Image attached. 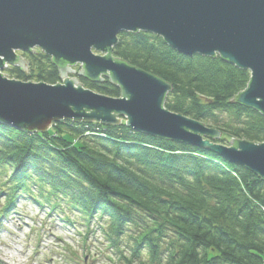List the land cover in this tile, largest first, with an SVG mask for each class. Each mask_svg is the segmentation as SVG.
<instances>
[{
    "label": "trees",
    "instance_id": "16d2710c",
    "mask_svg": "<svg viewBox=\"0 0 264 264\" xmlns=\"http://www.w3.org/2000/svg\"><path fill=\"white\" fill-rule=\"evenodd\" d=\"M105 55L168 84L163 107L221 134L209 140L264 144V115L233 101L249 84L247 70L219 56L181 55L142 31L119 33ZM22 56L26 70L17 62L6 69L9 79L57 85L68 66L38 49ZM80 72L74 77L83 89L123 97L109 74L90 80ZM52 126L41 133L0 123V168L37 206L53 210L59 200L88 222L103 218L114 264H264V180L250 170L124 123Z\"/></svg>",
    "mask_w": 264,
    "mask_h": 264
},
{
    "label": "water",
    "instance_id": "95a60500",
    "mask_svg": "<svg viewBox=\"0 0 264 264\" xmlns=\"http://www.w3.org/2000/svg\"><path fill=\"white\" fill-rule=\"evenodd\" d=\"M156 35L179 54L219 56L247 70L238 104L264 115V0H0V71L26 61L16 52L35 48L67 64L57 85L9 80L0 74V123L45 132L61 121L122 124L133 131L214 152L264 180V144L237 141L163 107L170 86L106 56L121 32ZM100 54H104L101 56ZM80 64L90 80L109 74L123 92L111 98L66 78Z\"/></svg>",
    "mask_w": 264,
    "mask_h": 264
},
{
    "label": "rangeland",
    "instance_id": "374dc122",
    "mask_svg": "<svg viewBox=\"0 0 264 264\" xmlns=\"http://www.w3.org/2000/svg\"><path fill=\"white\" fill-rule=\"evenodd\" d=\"M22 54L16 52L25 60ZM79 68V65L70 67L74 73L67 72L66 78L76 79ZM6 69L0 74L9 79ZM9 175L8 170L0 168V214L5 211L8 200L14 202L0 218V264H114L117 261L116 252L101 232L103 218L96 216L88 222L59 200L55 201L61 204L53 210L50 204L37 206L28 194L11 185ZM31 191L34 197H40L36 190ZM123 245L127 246L125 238Z\"/></svg>",
    "mask_w": 264,
    "mask_h": 264
},
{
    "label": "built area",
    "instance_id": "2783aa9c",
    "mask_svg": "<svg viewBox=\"0 0 264 264\" xmlns=\"http://www.w3.org/2000/svg\"><path fill=\"white\" fill-rule=\"evenodd\" d=\"M79 65V67H81V65L80 64H78ZM8 67V65H5V69Z\"/></svg>",
    "mask_w": 264,
    "mask_h": 264
}]
</instances>
